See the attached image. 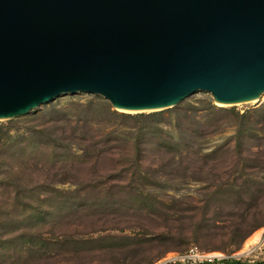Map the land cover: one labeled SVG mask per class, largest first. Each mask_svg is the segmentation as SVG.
I'll use <instances>...</instances> for the list:
<instances>
[{
    "label": "rangeland",
    "instance_id": "1",
    "mask_svg": "<svg viewBox=\"0 0 264 264\" xmlns=\"http://www.w3.org/2000/svg\"><path fill=\"white\" fill-rule=\"evenodd\" d=\"M0 135V264H154L194 245L243 254L264 232V94L227 106L198 91L145 113L62 94L0 121ZM85 135L105 151L97 162L80 158ZM138 139L153 176L142 187L128 173ZM62 167L76 178L55 183Z\"/></svg>",
    "mask_w": 264,
    "mask_h": 264
},
{
    "label": "water",
    "instance_id": "2",
    "mask_svg": "<svg viewBox=\"0 0 264 264\" xmlns=\"http://www.w3.org/2000/svg\"><path fill=\"white\" fill-rule=\"evenodd\" d=\"M264 94V0H0V121L62 94L116 110Z\"/></svg>",
    "mask_w": 264,
    "mask_h": 264
},
{
    "label": "built area",
    "instance_id": "3",
    "mask_svg": "<svg viewBox=\"0 0 264 264\" xmlns=\"http://www.w3.org/2000/svg\"><path fill=\"white\" fill-rule=\"evenodd\" d=\"M257 250L261 251V259H250ZM154 264H264V235L262 244L245 254L206 251L194 245L184 252L171 253Z\"/></svg>",
    "mask_w": 264,
    "mask_h": 264
},
{
    "label": "trees",
    "instance_id": "4",
    "mask_svg": "<svg viewBox=\"0 0 264 264\" xmlns=\"http://www.w3.org/2000/svg\"><path fill=\"white\" fill-rule=\"evenodd\" d=\"M1 140H2V136L0 135V141ZM80 140L85 143L89 142V144H87L84 147L82 146V148H80V151H81L80 158H83V159L92 158L95 162H97L99 158H101L102 155L105 153V151L100 148V141H97L95 138L85 135V136L80 137ZM142 140L143 139H138V141L134 144V151H135V156H136V159L134 160L135 165L132 167V170L130 169L128 170L129 171L128 173H130V178L132 182L134 184H137V186L141 185V187L144 186V184L150 183V177L153 178L152 175L150 176L147 172H143L140 169L141 167L139 165V161L141 159L140 157L143 152ZM160 146L163 148L169 147L165 145V143H161ZM65 169L66 167L65 168L62 167L59 173L54 174L55 181H56L55 183H59V184L68 183V182L73 181L76 178V174H74V172H72L71 170H65ZM96 172H97L96 170H93L94 174H97ZM125 172L126 171H123L121 174H118L117 176L122 177L125 174Z\"/></svg>",
    "mask_w": 264,
    "mask_h": 264
},
{
    "label": "bare ground",
    "instance_id": "5",
    "mask_svg": "<svg viewBox=\"0 0 264 264\" xmlns=\"http://www.w3.org/2000/svg\"><path fill=\"white\" fill-rule=\"evenodd\" d=\"M263 235H264V232L256 234L255 237L253 238L254 240H253L252 244L249 245V247L252 246L253 248H255V247L260 246L263 242ZM249 249H251V248H249ZM245 253H246V251H244L243 254H245ZM238 255H241V254L239 253Z\"/></svg>",
    "mask_w": 264,
    "mask_h": 264
}]
</instances>
